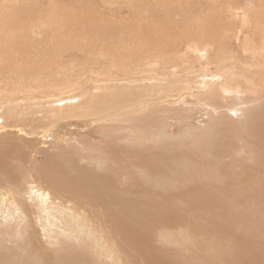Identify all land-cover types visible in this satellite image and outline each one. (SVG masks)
<instances>
[{
	"label": "rangeland",
	"instance_id": "1",
	"mask_svg": "<svg viewBox=\"0 0 264 264\" xmlns=\"http://www.w3.org/2000/svg\"><path fill=\"white\" fill-rule=\"evenodd\" d=\"M169 1H19L20 7L31 10L34 18L39 20L38 24L42 20L45 26L42 30L39 26L27 30L26 38L17 50L18 55L12 58L16 66H13L15 70L18 71V68L20 70L25 66L29 68L24 70L25 75L14 73L12 76L11 73L8 79H1V82L7 79L1 83L2 89L3 86L8 85L5 83L21 81V86L17 84L14 91L16 90L18 94L29 93L34 98L28 101L30 108L26 100H20L24 104L23 108L27 104L26 109L22 108L20 112L18 110L17 115L20 117H6L7 122L3 121V117L0 118V173L5 172L15 177L24 168H33L36 173H41L48 188L57 190L53 192L49 188L50 191L63 199L66 205L74 206L73 208L85 215L87 222L103 241L101 244L106 245L110 250H107L108 254L113 253L111 258L105 259L96 252L98 247L93 246L91 254L87 251L81 253L76 249L71 251V255L56 257L54 251L47 246L43 229L35 224L34 212L30 215V224L24 230L26 236L23 241L26 240L32 253L39 254L46 264H264V176L258 178L257 166H247L244 163L242 167L233 171V166L228 164L233 160L232 152H230L232 157H228L226 153L214 152L216 157L210 158L209 161V156L206 158L192 152L197 157L193 156L190 153L192 148L186 145L185 139L177 140L175 143L178 145H171L173 151L167 150L164 146L165 150L160 153L155 151V148L148 152V148H140L130 140L123 144L115 136L113 139L108 136V125L111 126L110 132L119 129L121 125L116 126L111 122L109 124L107 118L108 78L112 73L117 70L122 74V67L128 66L131 59V64H137L141 62L144 54L155 55L156 52L168 47L169 43H182L189 37L196 38L194 32H191L192 36L190 35L187 27L183 26L184 23L172 24L170 28L174 31L162 30L155 25L150 28L140 25L145 22L143 13L150 3L161 12L164 7H168ZM187 1L189 0H178L182 4H186ZM190 1L193 6L191 12L199 8L202 12L205 3L208 5V2H211V0ZM5 2L8 3L9 0H0V16L7 10L1 7ZM139 8L143 9L142 13L133 20L132 12ZM27 24L32 26L30 21H27ZM245 40L247 41V36ZM231 42L237 54H241V41L233 38ZM212 55L214 56H211L212 61L190 55L192 69L196 70L197 74L205 71V67L208 68L206 73L209 68L210 71H218L221 68V57L218 58L215 53ZM110 56H113L114 61H111L113 58L108 60ZM110 63L121 67L111 70ZM158 67L163 68L161 64ZM179 67L178 70L181 68ZM129 70L131 71V68ZM13 77L16 80H12ZM19 77L22 79L18 80ZM35 82L39 83L40 89L36 87L38 84L36 85ZM99 85L104 88L97 90L96 86ZM31 86L39 90L34 87L33 90ZM26 89L29 92H26L28 91ZM56 89L65 92L62 96L52 98L58 102L50 103L55 107H59V104L64 105L62 106L64 112L61 113L64 114L63 117L56 122L53 120L55 118L50 120L45 117L46 115H42L41 113L46 112L47 106L42 108L44 111L41 109L40 112L33 113L40 101L49 102L44 99L45 95L56 92ZM2 91L0 90V95L3 96L5 92ZM85 91L92 95L98 94L96 96L99 97V102L93 111L95 113L82 112L80 116L66 114L70 102L75 104L84 101L87 94ZM191 91L195 94L193 87L189 90ZM189 95L191 94L181 97L178 95L176 99L189 101L191 98ZM162 105L159 104L156 108H162ZM148 109L150 110L151 107L148 106ZM36 110H39V107ZM147 115L149 116L136 117L137 121H134L136 123H132V135H137L136 132L141 129L153 131V128L167 129L174 137H178L182 132L180 129L182 125L173 124L164 113L152 112ZM49 121H54L50 124L51 128L47 127ZM7 128L12 129L11 132ZM130 133L129 130H121L116 135H121L119 137L122 138ZM237 133L239 132L235 128L222 127L221 130L222 135L229 137ZM57 141L61 143L58 144ZM179 144L182 147H179ZM82 146L90 148L87 149L85 157L80 152ZM183 146H188V153ZM202 146L206 148V145ZM182 150L184 154L187 153L188 158ZM177 151L180 153L178 154ZM151 152H154V155L150 156ZM149 153L150 155L146 156ZM63 156L66 158H61ZM91 156H102L103 160H106V166L99 168L89 164L87 157L91 158ZM178 156L186 159H181L185 165L192 161L198 166H210L212 170L219 171L223 177L221 180L205 182L197 177L192 178L191 182L177 179L180 182V189L174 190L170 184H164L163 187L160 180L153 179L160 183L158 185L148 183L149 179L141 178L138 173L139 167H147L150 170L149 174L154 178H159L160 175L162 178L166 173L171 175L174 172H167L168 169H172L167 164ZM223 156L226 157H224L225 161ZM163 157L168 159H162ZM214 163L216 165H213ZM239 164L240 162L235 163V166ZM259 165L264 164L258 163ZM247 176L249 179L246 178ZM165 233L177 237L176 240L181 241L186 248L179 244L171 246L163 243L161 236Z\"/></svg>",
	"mask_w": 264,
	"mask_h": 264
},
{
	"label": "bare ground",
	"instance_id": "2",
	"mask_svg": "<svg viewBox=\"0 0 264 264\" xmlns=\"http://www.w3.org/2000/svg\"><path fill=\"white\" fill-rule=\"evenodd\" d=\"M19 1L9 0L8 3L5 2L1 6L5 9L7 8L5 13H2L0 16V90L5 92L3 96L0 95V118H4L3 121L6 120V122V117H20L17 113L18 110L20 112L24 105L20 100H26L27 103L34 97L29 93L18 94L15 92L16 90L14 91L17 84L21 86V81L17 83H5L8 85L3 86V89L1 83L5 82L11 76V73L12 76H14V73L20 76L25 75L24 70L27 67L25 66L20 70L18 68V71L17 69L15 70L13 68L15 63L12 58L18 55L17 50H19L18 48L21 47V43L26 38L27 30L34 29L36 26H39L40 30H42V27L44 29L45 26L42 24V20L38 24L37 21L39 20L34 18L31 10L27 7H20ZM169 3L168 7H164L161 10L162 13L157 10L158 8L151 6L150 3L146 12L143 13L145 15L142 14L145 22L140 25L145 28H150L152 25L154 27L155 25L162 30L174 31V29L170 28L172 24L180 25L184 23L183 26L187 27L190 35L192 36L191 32H194L196 38L189 37L187 41L182 43H169L168 47L156 52L155 55L152 53L144 54L141 62L137 64H131V59L128 66L122 67V74L118 73L117 70L116 72L110 71L113 73L108 78V123H114L116 126L121 125L119 129H113L114 131L112 132H110L111 126L108 125V136L112 137V139L115 136L123 144L128 143L130 140L140 148H148V152L150 150L153 151L155 148V151L160 153L165 150V147L167 150L173 151L174 149L170 146L178 145L175 143L177 140L185 139L186 145L188 144L193 149H190V153L194 152L206 158L209 156L208 160L216 157L217 152L226 153L229 155L228 157H232L231 154H233V160H230L228 163L233 166V171L246 163L247 166L258 167V171H256L258 178L264 176V165L258 166V163L264 164V0H211V2H208V5L205 3L204 7L201 6L203 8L202 12L199 10L200 8L195 12H191L193 6L190 0L186 4H182L178 0H170ZM142 10L139 8V10L133 11L132 19L134 20V17L140 16ZM27 21H30L32 26L28 25ZM141 22L143 21L141 20ZM245 36H247V41L245 40ZM232 37L241 41V54H237L234 50L231 42ZM214 53L216 54L215 56H219L218 58L221 57L222 61L221 63L219 62L221 68L218 71H210L209 68L208 73H206L208 68L205 67V71L197 74V71L192 69L190 55L198 57V59L211 60V56ZM9 58L11 61H9ZM111 58L113 56L108 57V60ZM111 61H114V58ZM160 64L163 67L162 69L159 68L160 66L158 67ZM110 67L112 70V68L117 69L121 66L110 63ZM178 67L180 68L179 70ZM129 68H131V71ZM120 69L119 71L121 72ZM35 74L37 73L35 72ZM5 78L7 79L1 82V79ZM21 79L19 77L18 80ZM24 79L26 78L24 77ZM12 80L16 79L13 77ZM35 84H38L35 86L39 88V83L35 82ZM191 87H193V90L195 89V94L192 91L189 92ZM38 88L36 89L39 90L40 88ZM102 88L104 87L100 85L96 86L97 90ZM92 89L94 90V87ZM26 92H29V90ZM64 92V90L56 89V92L46 94L44 99L49 102L43 101L41 103L40 101L38 103L39 110H36L38 108L36 106L37 108L33 113L36 114L47 106L46 112L41 113L42 115H46L45 117H48L50 120L51 118H55L53 119L54 121L63 117L64 114L61 115V113L64 112L62 108L64 105L59 104V107H55L50 102H56L57 100L52 98L62 96ZM96 94H85L84 101L80 103L73 104L70 102L67 105L68 110L65 113L70 114V116H80L82 112L85 114V112L95 111V107L98 105L97 102H99V97ZM185 94H191L189 95L191 98H188L189 101L176 99V96L179 95L181 97ZM36 98H39V96H36ZM69 98L72 99V97ZM45 102L46 105H44ZM190 103L192 104L189 105ZM65 104L67 103L65 102ZM85 104H89V106H85ZM159 104H163L162 108H156ZM148 106L151 107L150 110ZM26 108L27 104L23 109ZM42 110L44 111V109ZM152 112L158 114L164 113L173 124L182 125L180 135L174 137L171 132L164 128H153V131L141 129L139 132H136L137 135H132V123H136L134 122L137 121L136 117H146L149 116L147 114ZM54 121L52 122L54 123ZM52 122L49 121L48 128H51L50 124ZM137 127L140 128V126ZM222 127L235 128L239 133L231 137L222 135ZM121 130H129L131 133L120 138L119 136L121 135L116 134ZM47 132L48 129L46 130ZM61 141H57L58 144ZM202 145H206V148H203ZM179 147L182 146L180 145ZM185 148L184 150L188 153L189 149ZM200 148L203 149L201 150ZM87 149L90 148L83 147L80 150L84 157ZM230 152L232 153L230 154ZM177 153L179 154L180 152L177 151ZM183 154L180 155L182 156ZM186 154L184 155L186 156ZM196 154L192 153L193 156H196ZM149 155L150 153L146 156ZM152 155H154V152L150 156ZM224 157L222 158L225 161L226 157ZM61 158L64 159L66 157L63 156ZM162 159L167 160L168 158L163 157ZM181 159L186 160L179 156L173 158L170 164H167L172 169H168L167 172L174 173L171 175L170 173H166L162 178L160 174L159 178L152 177L147 167H139L138 173H140L141 178L149 179L148 183L158 185L160 183L154 180H160L163 187L170 184L174 190L180 189V182L177 179L190 181L192 178L197 177L202 182H205L207 180H221L223 177L219 171L212 170L210 166H198L192 161L185 165ZM87 161L89 164L102 168L106 160L104 161L102 156H91V158L87 157ZM239 162L240 164L235 166V163ZM163 165L167 168L165 164ZM213 165L216 164L214 163ZM36 172L33 168H24L15 177H11V175L5 172L0 173V264H46L39 254L32 253L26 240L23 241V238L26 236L24 230L30 224V215L34 212L36 213L35 224L40 225L43 229L46 242L48 243L47 246L54 251L56 257L71 255V251L76 249H79L81 253L87 251L91 254L93 246H96L98 247L96 252L100 256L105 259L111 258L113 253L110 252L108 254L107 246L101 244L103 241L87 222L85 215L78 212L76 208H73L74 206L66 205L63 199L52 193L51 191H57L56 188L52 190V187H49L50 191L41 177L42 174ZM246 178L249 179L248 176ZM176 239L177 237L170 236L168 233L161 236L163 243L170 244L171 246L179 244L185 247L181 241Z\"/></svg>",
	"mask_w": 264,
	"mask_h": 264
}]
</instances>
